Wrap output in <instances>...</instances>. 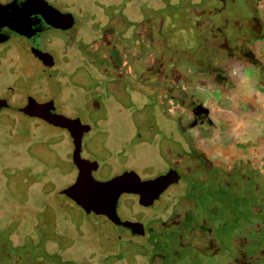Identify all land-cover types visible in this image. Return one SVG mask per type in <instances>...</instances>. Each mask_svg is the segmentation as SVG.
Segmentation results:
<instances>
[{
    "label": "rangeland",
    "instance_id": "rangeland-1",
    "mask_svg": "<svg viewBox=\"0 0 264 264\" xmlns=\"http://www.w3.org/2000/svg\"><path fill=\"white\" fill-rule=\"evenodd\" d=\"M8 1L10 0H0L1 3ZM97 1L48 0L59 9L77 8L76 10L79 9L84 17L81 7L85 16L93 18L99 27L108 20L106 11L110 9L112 14L125 19V26L129 30L128 37L148 19L154 20L161 16L168 23L173 20V13L182 14L184 9L191 8L193 4V0L188 6L184 5L188 0ZM224 1L227 4L233 2ZM75 13L78 15L77 11ZM169 31L166 27L160 35H167ZM19 41L22 42L20 39L10 40L9 44L14 46H8L6 51L18 55L21 59L28 57L34 61L28 53L17 48ZM145 43L149 44L147 40ZM130 47L136 48L133 44H130ZM0 62V95H2L8 93L6 87L7 84L13 83L11 81L13 75L6 70L8 61L2 59ZM34 77L26 83L18 78L16 81L23 89L35 82L32 79L41 83L44 80L42 84L49 89L58 91L62 89L61 84L59 85L54 79L43 77L40 72H36ZM41 86L35 84L36 89ZM20 87H14L15 91ZM79 95L77 91L73 101L56 102V111L72 114L77 109L84 114L85 106L89 102H79ZM133 95L130 88V96ZM49 97L47 95L44 98ZM11 98L24 99L25 95L21 92L14 93ZM60 98L64 99L65 96L60 94ZM21 99L10 102V107L2 108L0 111V264H151L157 255L170 261L172 244L176 243V232L163 229L161 223L156 226L157 228L154 227L152 234L147 238H139L140 244L128 249V261L125 259L116 261L118 254L128 248L126 243L119 238L107 240L95 230L97 227L106 231L113 230L116 226L102 215L87 213L63 194V189L72 184L76 178V170L70 162L73 150L70 134L40 118L20 112L19 107L26 103L18 102ZM107 103H109L110 117L102 124L104 129L112 134H109L111 136L107 141L104 138V142L106 141L112 148L111 150L107 147L105 152V156H110L111 161H103V166L93 172L94 177L98 180H107L128 170L136 171L142 179L159 176L165 165L159 161L161 157L158 155L159 138L157 139L156 136V141L152 142V136L157 134L158 126L163 128L166 126L165 122L159 117H154L151 119L150 126L153 128L150 132L137 133L138 124L141 126L145 123L141 122L142 118L135 120L125 117L127 112L120 110L116 106H120L117 102ZM132 103L129 102L127 105ZM129 114L131 115L132 111ZM88 121L91 120L88 118ZM98 125V122L94 124L95 127ZM91 155L84 149L85 157H92ZM99 162L102 164V161ZM181 184L182 182L179 185ZM179 185L170 187L165 194L168 195L171 189H179L177 188ZM221 196L222 200H225L228 195L222 192ZM128 197L129 194H123L120 198L117 210L122 219L137 217L142 218V223H145L148 218H158V215L162 216L165 213L164 202L160 208H149L139 196ZM220 205L225 216L231 207L225 203ZM159 232H162L161 235H158ZM35 242H43L44 247H39ZM109 252H115L116 255L110 256Z\"/></svg>",
    "mask_w": 264,
    "mask_h": 264
},
{
    "label": "flooded vegetation",
    "instance_id": "flooded-vegetation-1",
    "mask_svg": "<svg viewBox=\"0 0 264 264\" xmlns=\"http://www.w3.org/2000/svg\"><path fill=\"white\" fill-rule=\"evenodd\" d=\"M11 1L13 0L6 3ZM253 1L254 3H251L250 0H236L235 3H224V12L220 15L221 22H223V18H227L225 14L231 15L232 18L234 16V21L229 26L221 27L223 36L224 39L227 38L233 41H237V39L245 40L248 47L242 49V52L246 55L253 52V41L258 37H264V16L261 15L260 5L258 6V3L262 0ZM22 2V0H17L16 7L23 5ZM253 5H255L254 10L252 9ZM80 9L84 18L81 19L75 16L72 26H69L70 23L65 21L64 25L57 26L49 21H44L39 15L27 17L21 13H16L9 21L10 25L0 27V31L7 33L9 36L6 41H0V61L2 59L8 61L9 65L6 70L13 75L11 80L13 83L7 84L6 87L8 95L2 94L0 99L8 102L9 105L7 107H10V102H17V99H21L11 98V96L14 93L21 92V94L25 95V98L18 102L27 103L30 97L37 102H54L52 110L56 111V102H71L75 99L77 91H79V102H89L85 106V115L77 109L72 114L66 112H63V114L72 118L79 117L83 123L91 125L90 131L85 134L83 144L84 149L92 154L89 159L98 161V169L103 166V161H111L110 156H105V152L108 148L112 150L106 143L108 137L112 134L110 131L105 130L102 124L103 121L110 117L108 111L109 103L107 102H117L120 106H116L120 110L127 112L125 117L135 118V120L142 118L141 122L145 123H142L141 126L138 124L137 133L150 132L151 128H153V126H150L151 119L154 117H159L160 120L164 121L166 126L164 128L163 126H158L157 134L151 135L152 142L153 140L156 141V136L157 139L159 138V143L157 141L160 150L158 155H161L159 161L165 165V169L159 175L173 169L177 170L181 177L176 183L170 185L168 189L179 185L180 182L182 184L179 187L177 186L179 189H171L168 195L165 194L168 189L162 193L158 206L145 204L149 208H160L164 205V202V215H158V218H148L145 223H142V218H127L126 221L132 223L134 227H124L109 220L116 226L115 228L113 227V230L106 231L104 228L100 229L98 227L95 230L107 240L119 238L124 241L128 248L123 253L118 254L116 261H122L123 259L128 261V249L140 244L138 239L147 238L149 234H152L154 227L161 223L163 228L176 232V243L173 242L170 261L168 259L160 260V255H157L151 264H166L168 262L169 264H179V261L182 262L181 264H186L184 258L189 252L194 256L193 260L197 261L198 264H203L205 258L209 255L207 248L211 247L208 243L204 244V247L200 245L207 238V232L203 234L205 229L201 228L204 225V215L209 212L212 200H217L218 197H221L220 192L224 188L220 185L223 170L218 164L210 161L206 153L198 147L197 139L192 132L198 122L204 117L206 109L199 102H142L137 98H132L129 92L130 88L139 87L138 91H141L140 85L145 83V79L141 69H139L140 62L134 65L126 51H128L129 41L132 40L133 42L139 36L141 24L128 37L129 30L125 26V19L112 14L110 9L106 11L108 20L101 27L97 25L93 18L85 16L81 7ZM61 11L67 10L61 9ZM236 17L240 19L237 23L235 22ZM197 18L199 20H209L212 19V16L209 13H201ZM147 29H154V27L148 25ZM158 31H160L159 27H157ZM13 39L22 40L16 45L17 48L28 53L34 61H31L28 57L21 59L18 55L9 54L6 51L8 46H14L9 44V41ZM137 40L136 43L138 45L136 46L138 48L136 50L138 53L134 56L136 59H138L139 49H142L139 39ZM216 46L226 48L223 41L218 42ZM235 49L237 50L238 48L228 51L234 52ZM36 72L42 73L43 77L54 79L59 85L61 84V91L49 89L42 84L44 80L41 83L32 79L35 82L26 89L19 86L16 81L17 78L26 83L31 77L35 78ZM154 75H156V69L150 70L149 77ZM35 84L42 86L36 89ZM153 85L154 83L151 84V88ZM17 86L20 89L15 91L14 87ZM60 94L65 96V98L61 99ZM47 95L50 97L44 98ZM37 96H40V98ZM129 102L133 103L127 105ZM179 107L181 108V113H178ZM19 111L22 112L20 109ZM131 111L132 114L130 115ZM100 113H103V115H99ZM88 118L91 120L90 122ZM40 119L47 122L43 118ZM96 122L99 123L98 127L94 126ZM180 126H184L181 133L182 139L178 138ZM88 134L89 136L86 137ZM104 138H106L105 142ZM184 143L190 148L189 152ZM111 154L113 155L114 153ZM102 156L104 158H101ZM99 161H102V164ZM70 162L76 170L77 178L78 168L73 162L72 155ZM169 194L171 197H169ZM128 200L132 201V199ZM125 205L130 208L129 205ZM181 211L185 213L187 220L183 219L182 223H179L181 219H178V217ZM195 224L200 225L198 230L201 232H195L197 228H193ZM176 225L179 227H176ZM161 233L159 232L158 235H161ZM184 240H188L189 243L185 244V249L179 250L182 251L181 253H178L179 251L175 250L174 246L176 244H178V247L184 245ZM35 244L39 247H44L43 242H35ZM109 255L115 256L116 253L109 252ZM236 255L234 252L233 256L238 261V255ZM173 256L174 258H171ZM178 257H182V259ZM246 262L251 264L249 260Z\"/></svg>",
    "mask_w": 264,
    "mask_h": 264
},
{
    "label": "crops",
    "instance_id": "crops-1",
    "mask_svg": "<svg viewBox=\"0 0 264 264\" xmlns=\"http://www.w3.org/2000/svg\"><path fill=\"white\" fill-rule=\"evenodd\" d=\"M190 1L184 5L188 6ZM198 1L193 0L191 8L187 7L182 14L173 13V20L168 23L161 16L141 23L137 39L142 49H139L138 59L134 58L138 53L137 39L129 41L126 54L134 65L140 62L145 83L140 85L141 91L139 87L132 88L131 97L142 102H199L206 109L192 132L198 147L223 170L220 185L224 188L220 195L226 192L228 196L225 200L222 196L212 200L209 212L204 215L201 228L205 229L203 234L207 232V238L200 245L204 247L208 243L211 247L207 248L209 255L203 264H244L247 260L251 264H264V130L252 136V130L241 123L242 117L258 112L257 96L264 95V37L253 41L251 54H243L242 49L248 47L245 40L224 39L221 27L234 21V16L228 14L220 21L225 1ZM259 5L264 16V7H261L264 0ZM201 13H209L213 20H199L197 16ZM238 19L236 17V23ZM148 25L154 29L148 30ZM166 27L170 31L165 36L160 35ZM222 41L227 50L216 46ZM130 44L136 48L132 49ZM236 47L234 52L228 51ZM237 61L253 70L257 92L252 96L240 97L236 81L227 74V65ZM155 69L156 75L149 77L150 70ZM178 113H181L180 107ZM183 129L184 126H180V139ZM185 147L189 152L188 145ZM221 203L231 207L225 216ZM178 219L182 223L187 216L181 211ZM199 226L194 225L195 232H201ZM184 242L180 247L174 246L175 250L185 249L189 241ZM193 257L189 252L183 258L186 264H198ZM163 259L160 256V260Z\"/></svg>",
    "mask_w": 264,
    "mask_h": 264
},
{
    "label": "water",
    "instance_id": "water-1",
    "mask_svg": "<svg viewBox=\"0 0 264 264\" xmlns=\"http://www.w3.org/2000/svg\"><path fill=\"white\" fill-rule=\"evenodd\" d=\"M22 1L23 5L20 7H16L17 0L6 4L0 2V27L10 25L9 21L16 13L27 17L39 15L44 21L57 26L64 25L65 22L72 26L77 15L75 11L78 12L77 17L84 18L79 9L66 7L63 10L67 11H61L48 0ZM8 38L7 33L0 31V41H6ZM8 105L4 99H0V111L2 107L8 108ZM53 107L54 102H37L30 97L29 102L20 107V110L29 116L43 118L49 124L62 128L70 134L73 142L72 158L78 168V175L72 184L63 189V194L71 198L87 213L102 215L114 224L124 227H134L132 223L122 220L118 214L117 209L121 196L123 194H129V197L137 195L146 205L158 206L162 193L180 179L179 172L174 169L152 179H142L134 170L125 171L107 180L96 179L93 171L98 169V161L84 156V138L85 134L90 131L91 125L83 123L79 117L72 118L53 111Z\"/></svg>",
    "mask_w": 264,
    "mask_h": 264
},
{
    "label": "clouds",
    "instance_id": "clouds-1",
    "mask_svg": "<svg viewBox=\"0 0 264 264\" xmlns=\"http://www.w3.org/2000/svg\"><path fill=\"white\" fill-rule=\"evenodd\" d=\"M261 7H264V5H261ZM226 71L229 78L236 81L237 94L240 97L252 96L257 92L253 79V70L250 66H246L243 62L237 61L227 65ZM257 103L260 105L257 113L241 118L242 125L252 130L250 132L252 136L264 130V95L257 96Z\"/></svg>",
    "mask_w": 264,
    "mask_h": 264
},
{
    "label": "trees",
    "instance_id": "trees-1",
    "mask_svg": "<svg viewBox=\"0 0 264 264\" xmlns=\"http://www.w3.org/2000/svg\"><path fill=\"white\" fill-rule=\"evenodd\" d=\"M111 12V11H110ZM79 223H80V221H79Z\"/></svg>",
    "mask_w": 264,
    "mask_h": 264
}]
</instances>
